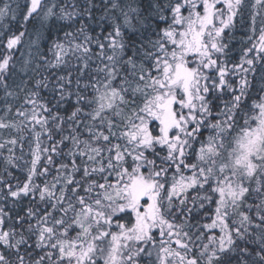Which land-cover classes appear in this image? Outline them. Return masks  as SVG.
<instances>
[{
  "label": "snow or ice",
  "instance_id": "snow-or-ice-1",
  "mask_svg": "<svg viewBox=\"0 0 264 264\" xmlns=\"http://www.w3.org/2000/svg\"><path fill=\"white\" fill-rule=\"evenodd\" d=\"M0 264H264V0H0Z\"/></svg>",
  "mask_w": 264,
  "mask_h": 264
},
{
  "label": "trees",
  "instance_id": "trees-1",
  "mask_svg": "<svg viewBox=\"0 0 264 264\" xmlns=\"http://www.w3.org/2000/svg\"><path fill=\"white\" fill-rule=\"evenodd\" d=\"M20 2L23 3V0H20ZM18 175H19V174H18ZM22 178H23V177H22V175H21V179H22Z\"/></svg>",
  "mask_w": 264,
  "mask_h": 264
}]
</instances>
